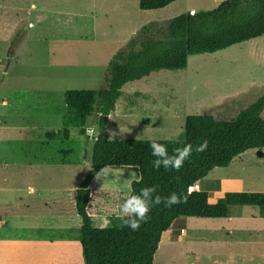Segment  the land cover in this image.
Instances as JSON below:
<instances>
[{"label": "rangeland", "instance_id": "obj_1", "mask_svg": "<svg viewBox=\"0 0 264 264\" xmlns=\"http://www.w3.org/2000/svg\"><path fill=\"white\" fill-rule=\"evenodd\" d=\"M223 1L180 0L141 11L138 0H0V218L26 227L48 217L36 202L26 211L13 210L22 207V193L39 199L51 188L48 182H57L44 175L55 172L61 160L80 180L85 176L99 128L93 116L82 129H69L67 139L61 137L65 91L106 88L109 61L146 24L164 25ZM263 89L264 36L191 56L184 70L158 71L126 84L106 133L117 141H180L187 116H230L256 101ZM90 126L92 135L85 132ZM49 133H55L53 140ZM136 179L133 172L110 168L96 175L90 205L94 227L119 224L118 205ZM195 188L210 202L224 193H264V149L213 168ZM5 228L0 225V239L6 238ZM162 237L152 264H192L194 256L199 264H264V215L256 207L230 206L223 219L179 217ZM23 245L14 246L23 253ZM29 249V256L0 253V264L32 263L45 251Z\"/></svg>", "mask_w": 264, "mask_h": 264}, {"label": "trees", "instance_id": "obj_2", "mask_svg": "<svg viewBox=\"0 0 264 264\" xmlns=\"http://www.w3.org/2000/svg\"><path fill=\"white\" fill-rule=\"evenodd\" d=\"M177 1L180 0H138V8L155 11ZM262 36L264 0H225L211 10L182 13L164 25L146 24L109 61L106 88L64 92L61 137L67 139L69 129H82L93 116L99 128L89 169L74 197L75 211L81 220L78 241L83 264H152L162 234L179 217L223 219L230 206L256 207L264 215V193H224L210 202L206 192L195 188L213 168H226L246 151L264 149V89L256 101L230 116H187L183 140L157 141L167 147L169 154L177 147L192 145L193 151L179 171L153 168L150 141L110 140L106 133L108 116L126 84L158 71L184 70L191 56L212 54ZM54 134L49 133L50 140ZM205 141L207 147L195 151ZM105 168L137 175L130 183L128 195L155 186L153 195L165 198L174 192L183 200L167 208L163 203L152 206L148 219L136 231L122 226L120 220L117 226L96 228L90 212L94 196L91 183ZM199 260V256H194L192 264H199Z\"/></svg>", "mask_w": 264, "mask_h": 264}, {"label": "crops", "instance_id": "obj_3", "mask_svg": "<svg viewBox=\"0 0 264 264\" xmlns=\"http://www.w3.org/2000/svg\"><path fill=\"white\" fill-rule=\"evenodd\" d=\"M67 163L64 160L59 161L55 165V172L44 175L45 179L48 176L49 181L53 178L57 179V182L52 185L48 182V187L51 188L42 191L39 199L25 198L22 193L18 201L22 207L13 210L14 212L19 209L26 211L36 202L44 206L38 212L48 213V217H40L36 221L25 223L26 227H18L19 221L0 218V225L6 227V232L1 231L6 238L0 239V253L29 256L31 255L29 248L43 247L45 251L37 252L39 256L33 258L32 263L21 264H83L81 245L78 241L81 220L74 206L75 193L81 180L79 173H75ZM38 212L30 210L29 214ZM164 235L165 233L162 234L163 237ZM16 244L17 246L24 244L22 247L26 249L25 252L21 253V249L14 246Z\"/></svg>", "mask_w": 264, "mask_h": 264}, {"label": "clouds", "instance_id": "obj_4", "mask_svg": "<svg viewBox=\"0 0 264 264\" xmlns=\"http://www.w3.org/2000/svg\"><path fill=\"white\" fill-rule=\"evenodd\" d=\"M32 27V25H29ZM93 127H87L85 132L92 135ZM151 155L154 157L152 166L155 169L161 167L165 170L179 171L185 160L191 155L193 148L191 144H185L183 147L173 149V154H169L167 147L158 143L156 140L149 142ZM207 147V141L200 144L195 151H203ZM156 191L155 186L141 188L138 194H131L126 196L123 201L118 205V219L121 225L136 231L140 228L141 223L148 219L147 214L154 205L164 204V207H171L175 204L181 203L182 196L176 193H171L169 196L162 198L159 195H153Z\"/></svg>", "mask_w": 264, "mask_h": 264}, {"label": "water", "instance_id": "obj_5", "mask_svg": "<svg viewBox=\"0 0 264 264\" xmlns=\"http://www.w3.org/2000/svg\"><path fill=\"white\" fill-rule=\"evenodd\" d=\"M192 13V12H191Z\"/></svg>", "mask_w": 264, "mask_h": 264}]
</instances>
